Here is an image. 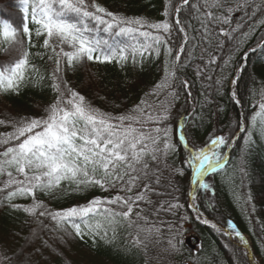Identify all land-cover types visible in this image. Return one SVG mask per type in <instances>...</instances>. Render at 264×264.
I'll list each match as a JSON object with an SVG mask.
<instances>
[{"label":"snow or ice","instance_id":"snow-or-ice-1","mask_svg":"<svg viewBox=\"0 0 264 264\" xmlns=\"http://www.w3.org/2000/svg\"><path fill=\"white\" fill-rule=\"evenodd\" d=\"M14 7L15 19L0 17V97L37 86L52 96L33 114L0 111V205L22 213L33 236L95 244L124 232V251L136 249L145 264H166L180 249L172 220L160 217L174 219L185 205L199 212L198 195L215 194L208 178L229 166L234 148L243 183L253 135L264 138V79L247 71L251 56L264 54V0H164L159 19L110 10L101 0H14ZM161 56L162 77L131 107L106 96L97 106L67 76L89 64L143 68ZM196 83L202 100L193 95ZM181 96L183 112L174 111ZM217 97L238 109L235 119L203 140L191 136L188 126L201 127L206 108L222 110ZM178 177L187 180L184 203L173 194L181 191ZM95 190L101 194L86 202L50 206L70 192ZM241 199L255 240L232 219L203 223L228 238L226 264H264V206L257 214L250 194ZM23 255L0 250V264H21ZM37 255L41 249L28 264H38ZM209 255L218 264L216 251Z\"/></svg>","mask_w":264,"mask_h":264},{"label":"trees","instance_id":"trees-1","mask_svg":"<svg viewBox=\"0 0 264 264\" xmlns=\"http://www.w3.org/2000/svg\"><path fill=\"white\" fill-rule=\"evenodd\" d=\"M164 0H115L112 3H107L106 6L110 8L117 7L121 12L126 15H145L149 18L154 17L159 19L162 12V4ZM11 16L13 19L16 17V9L14 7V0H0V17ZM259 35V33L257 34ZM255 41L249 42L251 46ZM163 56L160 58H153L150 62L145 61L143 68H133L130 64L123 69L118 64H89L88 67L78 68L75 72L69 71L67 76L71 83L82 94L86 95L89 99L95 98L97 106L102 107L100 102L101 97H107L109 101L119 103L123 107L125 104L131 107L134 103L138 102V98L143 95L145 91L150 90L155 83L159 82L163 75ZM252 77L264 79V54L256 53L250 58V66L247 69ZM188 75L191 76L192 72L189 69ZM249 85V77L246 75L244 81L239 85L240 91L245 92L246 86ZM200 91V84L196 83L193 88V95L197 100H202L203 97L198 95ZM52 93L45 86L29 87L19 96H6L0 97V111H12L21 114H33L34 110L41 104L50 101ZM217 103L223 107L222 110H217L214 105L209 106L205 110V122L199 128H192L189 125L190 135L193 137L202 138L201 134H207L216 127L225 128L231 121L235 119L238 109H234L232 104L228 102L227 98L221 100L217 97ZM185 100L181 96L180 101L177 103L174 111L183 112V105ZM2 130V129H0ZM202 140V139H201ZM255 145L249 152L251 156L256 146L262 145L264 147V138L260 134L254 138ZM243 141H238L242 145ZM231 162L223 173H216L210 179L219 185H222L223 179L231 172V165L237 162L240 149L234 148L232 150ZM259 166V167H258ZM252 175L257 176V184L254 182L258 192L264 194V159L255 161L253 163ZM258 168V169H257ZM180 179L179 177L176 178ZM185 179V178H184ZM209 179V180H210ZM186 180V179H185ZM256 181V179H255ZM186 184L181 187L180 202L184 203L187 200ZM171 191V189H169ZM225 193V192H223ZM93 194L100 195L99 190L89 191L86 193H71L67 197H62L58 201L50 202V206L55 208L61 205L69 206L76 201L81 203L86 202V199L91 198ZM46 200V197H42ZM166 194L162 199H169ZM264 203V201H263ZM262 203V204H263ZM197 204H199V211L204 213L211 220H226L232 219L239 228H242L244 223L243 219L235 217L238 214L234 210L225 208L223 202L217 198H210V193L204 194L201 192L198 195ZM264 205V204H263ZM261 207L257 211L258 214ZM186 216V219L181 217ZM197 216L191 209L185 208L181 210L180 216L176 217L180 221V230L175 229L176 224L173 225L175 232L172 235L176 241V235H180L178 244L181 250L178 261L179 264H190L193 259L197 264L206 262L212 264L211 256L209 253L213 250L216 251L218 256V264H226L228 260V250L223 245L227 242V237H221L218 233L214 232L211 228L200 226L197 222ZM180 217V218H179ZM172 219L170 216L162 215L160 219ZM175 221V222H176ZM33 225L24 222V215L22 213L13 212L12 209L6 205H0V236L6 237L7 248L17 253L23 251L24 255L21 258V264H28L30 258L35 254L36 249H41L43 255H37L36 261L38 264H145V256L138 252L136 249L131 251H124L127 247L126 233L121 232L120 236L111 243L104 240H97L93 244L91 238H86L85 241L68 238L67 240H60L58 236L52 233L40 232L38 235H32ZM196 234L201 240V249L195 253L190 251L184 244V239L188 234ZM167 228H165V235H168ZM111 236V233L109 234ZM45 242L51 248H45ZM59 248L57 254L50 255L51 249ZM154 248H149L148 256ZM155 251L152 257L156 256ZM62 253V255L60 254ZM204 258V260L202 259ZM176 260V256L169 258ZM154 263L157 261L151 259ZM168 261V260H167Z\"/></svg>","mask_w":264,"mask_h":264},{"label":"rangeland","instance_id":"rangeland-1","mask_svg":"<svg viewBox=\"0 0 264 264\" xmlns=\"http://www.w3.org/2000/svg\"><path fill=\"white\" fill-rule=\"evenodd\" d=\"M113 1H115V0H101V2L104 3L105 6L107 3H112ZM151 19H155V18L152 17ZM0 108L5 110L2 106ZM201 135H202L201 139L203 140L206 135L204 133ZM257 135H258V132H255L253 135V139L256 138ZM232 150H231V152H232ZM231 155H232V153H230V156ZM262 159H264V147L262 145L256 146L254 148L253 154L251 156L248 154V156H247V176L243 178V183H241V174L239 172V158H238L237 162L233 161V163L231 165V172L227 177H225L223 179L222 185L217 184L216 181L214 182L213 179H210V177L208 178V182L211 184L212 189H214V192H215L214 195H212L211 191L208 192V193H210V198L212 199V198L218 197L223 202L226 209L234 210L238 214L237 216L235 215L236 218L243 219L246 222V223H244L243 227L240 228V230L244 231V234L250 240L256 239V237L252 236L247 231V229L253 227V225L248 222V220L245 218L244 212L242 211L243 199L238 201L237 196L244 197V196L250 194L253 198L252 203L255 205L257 211L259 210L260 207L264 206L263 205L264 204L263 203L264 194H261V192L259 193L256 188L254 189V187H255L254 182L257 184L258 178H256L257 176L252 175V171L254 169L253 163L255 161H261ZM223 172H221V173H223ZM229 177H231V179H229ZM255 179H256V181H255ZM178 181H179V184L177 186L181 190V187H183V185L186 184V180L184 178H180V179H178ZM187 190H188V188H186V192H187ZM223 192H225V193H223ZM173 194L176 196H179V199L180 198L182 199L181 191L178 193H173ZM188 209H191V208H188ZM191 210H193V209H191ZM257 214H258V212H257ZM195 217H196L197 221L200 222L201 224H204L203 223L204 219H208L205 215L203 216L202 219L198 218V216H195ZM166 220H171V219L169 218ZM176 220H178V218H176L174 221H172V224L173 225L176 224L175 229H177V231H179L180 226H181L180 221H176ZM238 227H239V225H238ZM165 228H167V226H165ZM179 234L176 235V241H175L177 244V247H178V244L180 241V235ZM195 236L196 235L194 233L188 234V236L185 239H191L192 244L195 245V240H194ZM6 245H7L6 237L0 236V250H5V249L9 250ZM178 248H180V247H178ZM155 251H156V249H153L150 252L149 257H152L154 255ZM180 252H181V250H180ZM180 252L175 255L176 256L175 261H173V259H168V261H166V264H179L178 258H179ZM202 259L204 260V258H202ZM153 260L157 261L156 259H153ZM149 264H159V262L157 261L156 263H154L150 259Z\"/></svg>","mask_w":264,"mask_h":264},{"label":"water","instance_id":"water-1","mask_svg":"<svg viewBox=\"0 0 264 264\" xmlns=\"http://www.w3.org/2000/svg\"><path fill=\"white\" fill-rule=\"evenodd\" d=\"M194 240L195 245L192 244L191 239H185V244L190 250L197 251V246L200 244V240L197 236H195Z\"/></svg>","mask_w":264,"mask_h":264}]
</instances>
